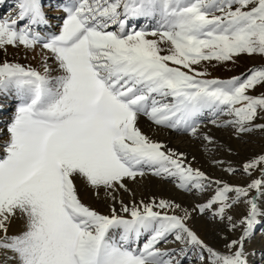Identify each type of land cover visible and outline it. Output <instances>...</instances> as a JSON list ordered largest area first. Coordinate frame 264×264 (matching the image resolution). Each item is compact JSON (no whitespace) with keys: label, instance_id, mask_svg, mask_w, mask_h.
I'll list each match as a JSON object with an SVG mask.
<instances>
[{"label":"snow or ice","instance_id":"1","mask_svg":"<svg viewBox=\"0 0 264 264\" xmlns=\"http://www.w3.org/2000/svg\"><path fill=\"white\" fill-rule=\"evenodd\" d=\"M0 264H264V0H0Z\"/></svg>","mask_w":264,"mask_h":264},{"label":"bare ground","instance_id":"2","mask_svg":"<svg viewBox=\"0 0 264 264\" xmlns=\"http://www.w3.org/2000/svg\"><path fill=\"white\" fill-rule=\"evenodd\" d=\"M11 2V0H6ZM20 50L18 49H13L10 48L9 52L15 53ZM11 58V57H9ZM22 59V58H21ZM23 62V59H22ZM32 63H35V61H31ZM211 131L215 136L218 138L224 140L225 142H229L227 140V136L225 133L217 130L216 128H211ZM160 137L170 141V143L176 147H178L180 150L186 151L190 153L192 156L196 157L195 163L201 165L206 171L214 173L217 176L223 175V172L221 169L218 168H213L210 163V157L204 152V150L200 146V141L199 140H193L189 137H178L175 134H169L166 132H160L159 133ZM232 143H235L234 141H231ZM260 147H262L260 143V138L259 137H254L253 142L247 146V149L245 151H256ZM226 154L221 153L218 155L217 158H223ZM229 159L233 160H238L239 157L237 156H229L227 157ZM233 179H241L239 176L233 177ZM148 186V188L151 190L152 193H156L158 195H162L165 197L172 198L174 197L177 199V201H185V202H191V197L188 196L187 194L180 193L178 190H176L171 184L168 183H159L155 180H147L145 182ZM235 212H240L242 211L241 208L234 209ZM195 226L197 227L198 231L201 232L204 237L209 240L211 243L216 244L217 246H220L221 241H218L215 236L213 235V226L211 224H206L203 220H196L194 221Z\"/></svg>","mask_w":264,"mask_h":264},{"label":"rangeland","instance_id":"3","mask_svg":"<svg viewBox=\"0 0 264 264\" xmlns=\"http://www.w3.org/2000/svg\"><path fill=\"white\" fill-rule=\"evenodd\" d=\"M4 11H6V10H4ZM248 64H249V59H248L247 57L243 58V59L241 60V62H240V65L237 67L236 71L238 72V71L243 70V68L246 67V66H248ZM217 72H218L219 74H221V75L234 74V73H227V72H225V71L222 70V69H217Z\"/></svg>","mask_w":264,"mask_h":264}]
</instances>
